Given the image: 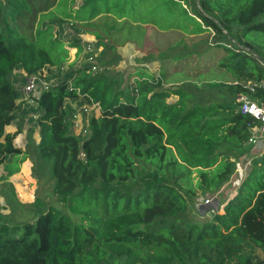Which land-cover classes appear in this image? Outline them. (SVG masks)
Here are the masks:
<instances>
[{
  "label": "trees",
  "instance_id": "obj_1",
  "mask_svg": "<svg viewBox=\"0 0 264 264\" xmlns=\"http://www.w3.org/2000/svg\"><path fill=\"white\" fill-rule=\"evenodd\" d=\"M65 23L95 38L106 66L130 44L158 69L125 86L85 64L23 115L16 71L60 69L69 48L85 50L54 34ZM263 81L264 0H0L1 180L29 160L69 212L36 198L34 220L0 223V264H264V150L213 217L188 218L191 203L225 187L251 146L261 123L240 112L236 96ZM253 96L264 101V90ZM79 99L101 109L85 138L73 133L67 103ZM29 113L38 118L23 149L14 140Z\"/></svg>",
  "mask_w": 264,
  "mask_h": 264
},
{
  "label": "rangeland",
  "instance_id": "obj_2",
  "mask_svg": "<svg viewBox=\"0 0 264 264\" xmlns=\"http://www.w3.org/2000/svg\"><path fill=\"white\" fill-rule=\"evenodd\" d=\"M44 24H47V22H45ZM54 34H56L58 38L64 40L68 44L69 42H72V40L77 39L82 42L83 45H86L88 43H91V40L94 39V37L85 35L84 33H77L68 23L63 24L61 27H56L54 29ZM68 50L69 59L68 62L62 68L44 70L40 74L42 80L48 85L55 83L57 79H62L72 69H78L84 66L85 64H88L87 55L85 54V52L77 54L76 48H69ZM101 50L102 48H97L98 58L96 62L98 69L97 71H92L93 74L104 73L109 76L120 75L124 80L125 86L130 85L128 77H131L130 79L133 80L137 78L140 73H144L145 70H147L148 72H154L158 69L159 66L157 63H144L143 54L138 51L134 45L130 44L126 45L125 47L119 48L120 55L122 56V61L119 64L114 66H106L100 58ZM25 76V73L16 71V74H14L13 77L15 87L20 92L25 84ZM215 78L217 79V77ZM220 78L222 81L229 80V76L225 73H221ZM173 86L169 85V87ZM85 103V101L78 100V110ZM91 114V116H99L100 112L92 111ZM32 127H36V123L35 120L31 121L30 119V121H28L27 124L24 125V138L22 137L21 141L16 143V146L24 147L26 145V133L27 130ZM256 135L259 137L260 132L257 131ZM34 136L37 139L38 133L36 131ZM263 150V142H261L256 147H253L252 145L248 146L244 155H242L238 159L237 170L235 174L231 177L229 182L226 184V186L215 194H207L201 196L197 201H195V204L191 203L188 214V218L190 219V221L196 224L204 222L209 217L214 216V211L216 210V208H222V206H224V203L227 200L232 199L234 196H236L241 184L243 183L246 177V173L250 168L251 156L256 151L262 152ZM22 165L23 163L21 164L20 172L15 174L14 176L17 177L16 181H14V184L16 185L14 186V192L9 183L5 182V180H0V223H8L9 225H13L22 224L24 222L34 220L36 218V213L35 206H33V202L36 198H39L41 201H43L46 206L56 207L69 214L67 208L59 202L58 197L54 194L53 186L50 179L47 176H43L40 180H36L35 177L32 176L30 163L29 167ZM206 199H214L215 202H213L211 206L203 207V209L202 207L200 208L199 205H201ZM70 216L73 219H76V217L72 215ZM255 251L258 256H262V251H260L259 249H256Z\"/></svg>",
  "mask_w": 264,
  "mask_h": 264
},
{
  "label": "built area",
  "instance_id": "obj_3",
  "mask_svg": "<svg viewBox=\"0 0 264 264\" xmlns=\"http://www.w3.org/2000/svg\"><path fill=\"white\" fill-rule=\"evenodd\" d=\"M85 54L87 55L88 64L91 66L92 71H97V49L94 47V43L86 44ZM136 79V78H135ZM135 79L131 80V84H135ZM49 85L45 83L40 74L25 76V84L22 88V94L24 98L32 105H37L36 100L40 97L41 93L44 90H47ZM262 88L264 90V81L259 85L247 82L244 84V88L247 90L246 92L239 93L236 96V101L240 106V112L245 115H249L253 119L259 121L261 123V127H255L252 129V136L248 140V144L253 147L258 146L261 142L264 143V101L257 99L253 96L256 88ZM79 93V91H78ZM83 109V110H81ZM100 112V105L98 103H94L92 100L90 103H85L73 116L72 122V130L76 136H80L85 138L88 135L89 130V122L92 114L91 112ZM91 116V117H90ZM257 131L260 132V136L258 137ZM215 202L214 199H206L199 207L203 209V207L211 206V204ZM220 208H216L217 211ZM214 211V212H215Z\"/></svg>",
  "mask_w": 264,
  "mask_h": 264
},
{
  "label": "crops",
  "instance_id": "obj_4",
  "mask_svg": "<svg viewBox=\"0 0 264 264\" xmlns=\"http://www.w3.org/2000/svg\"><path fill=\"white\" fill-rule=\"evenodd\" d=\"M90 36V35H89ZM91 37H93V36H91ZM93 43H95L96 41H95V38L93 39V40H91ZM90 41V42H91ZM86 46V45H85ZM20 72H22V73H24L22 70L20 71ZM21 93H22V90H21ZM79 100H81V99H79ZM70 102V103H69ZM69 102H67V103H69L68 105H70L72 108H73V116H74V114H76V113H78L77 112V110H78V106H77V101L76 102H71V101H69ZM18 104H19V109L21 110V114H23L25 111H28V108H36V106L37 105H32V104H30L29 102H27V100L24 98V95L22 94V96L20 97V99L18 100ZM24 115V114H23ZM38 118V115L37 114H35V113H29L28 115H27V117L25 118V121H24V125H26L27 124V122L28 121H30V119H31V121H32V119H34V120H36ZM70 121L71 122H73V117L70 119ZM17 126H18V122H17V120L13 123V124H11L10 126H7L6 127V129H5V132L7 133V134H13V133H15L16 132V130H17ZM30 129V128H29ZM23 130H24V127H23ZM28 131V130H27ZM36 132L38 131V130H35ZM73 131V130H72ZM38 133V132H37ZM74 133V132H73ZM24 134L25 133H21L15 140H14V145L16 146L17 144L16 143H18L19 141H21V138L24 136ZM27 134V133H26ZM24 138V137H23ZM34 138H35V136H34ZM35 140H36V142L38 143L39 141H40V138H39V135H38V137H37V139L35 138ZM26 141H27V139H26ZM26 146V145H25ZM25 146L24 147H21V146H17V147H20V148H25ZM30 163V167H31V171H32V163H31V161H24V162H22L23 163V165L22 166H26V167H29V163ZM20 168H21V166H20ZM20 172V171H19ZM7 172H6V169H5V167L2 165V166H0V180H1V177L2 176H4L5 174H6ZM17 174V173H16ZM15 176V174L14 175H12L8 180H5V182H7V183H9V185H11V188L13 189V192H14V186H16L15 184H14V181H16V179H17V177H14ZM1 181H3V180H1ZM36 181V180H35ZM37 182V181H36ZM36 184V183H35ZM11 189V190H12ZM14 194V193H13Z\"/></svg>",
  "mask_w": 264,
  "mask_h": 264
}]
</instances>
